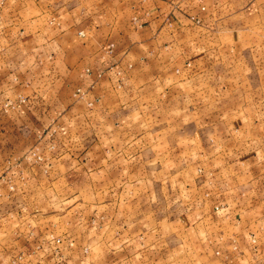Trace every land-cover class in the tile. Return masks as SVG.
<instances>
[{
    "label": "crops",
    "instance_id": "obj_1",
    "mask_svg": "<svg viewBox=\"0 0 264 264\" xmlns=\"http://www.w3.org/2000/svg\"><path fill=\"white\" fill-rule=\"evenodd\" d=\"M17 253L264 264V0H0V264Z\"/></svg>",
    "mask_w": 264,
    "mask_h": 264
},
{
    "label": "built area",
    "instance_id": "obj_2",
    "mask_svg": "<svg viewBox=\"0 0 264 264\" xmlns=\"http://www.w3.org/2000/svg\"><path fill=\"white\" fill-rule=\"evenodd\" d=\"M75 91H78V89H75ZM18 100H22L21 97L18 98ZM9 103V101H6L5 104L7 105ZM35 158H37V156H35ZM197 171L200 170L199 167L196 168ZM7 182V187L9 190H11L13 188V185L10 183L9 179H6ZM49 239H51L54 243H58L59 242V237L53 236L51 234H49ZM21 258V253H17L15 254L11 259H10V264H15L17 263Z\"/></svg>",
    "mask_w": 264,
    "mask_h": 264
}]
</instances>
